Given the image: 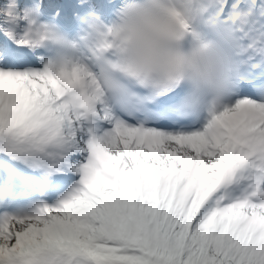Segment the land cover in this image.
<instances>
[{"label": "snow or ice", "instance_id": "snow-or-ice-1", "mask_svg": "<svg viewBox=\"0 0 264 264\" xmlns=\"http://www.w3.org/2000/svg\"><path fill=\"white\" fill-rule=\"evenodd\" d=\"M0 264H264V0H0Z\"/></svg>", "mask_w": 264, "mask_h": 264}]
</instances>
